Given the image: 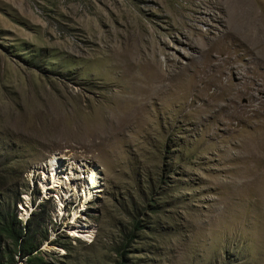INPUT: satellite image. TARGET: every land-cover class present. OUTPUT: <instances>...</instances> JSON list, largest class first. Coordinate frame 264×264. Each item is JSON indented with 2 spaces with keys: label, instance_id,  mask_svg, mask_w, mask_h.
<instances>
[{
  "label": "rangeland",
  "instance_id": "obj_1",
  "mask_svg": "<svg viewBox=\"0 0 264 264\" xmlns=\"http://www.w3.org/2000/svg\"><path fill=\"white\" fill-rule=\"evenodd\" d=\"M1 210L42 264H264V0H0Z\"/></svg>",
  "mask_w": 264,
  "mask_h": 264
},
{
  "label": "trees",
  "instance_id": "obj_2",
  "mask_svg": "<svg viewBox=\"0 0 264 264\" xmlns=\"http://www.w3.org/2000/svg\"><path fill=\"white\" fill-rule=\"evenodd\" d=\"M35 210L24 224L22 219H18L17 213L1 210L0 236L11 240L15 253L21 259L26 258L29 264H42L40 256L34 253L40 251L39 246L43 240H47L48 232L42 231L45 219H38L40 215ZM4 252L0 249V264H16L14 254L4 259Z\"/></svg>",
  "mask_w": 264,
  "mask_h": 264
},
{
  "label": "bare ground",
  "instance_id": "obj_3",
  "mask_svg": "<svg viewBox=\"0 0 264 264\" xmlns=\"http://www.w3.org/2000/svg\"><path fill=\"white\" fill-rule=\"evenodd\" d=\"M261 42V41H260ZM263 46V45H262ZM229 62V61H228ZM193 84H191V87H192V90L195 92V95H196V93H198L197 91H199L200 93L202 92V88H200V85H198L199 86V88H197V84L195 83V82H192ZM208 87V84H204L203 85V89H206ZM188 89H189V87H188ZM177 92V91H176ZM231 105V104H230ZM232 108V107H231ZM216 109H217V107H216ZM224 110H226V109H224ZM247 118V117H246ZM256 130H258L257 129V127H256ZM257 133V132H256ZM263 135V134H262ZM257 137V136H256ZM90 178H91V183L93 184V186H95L96 185V179H95V171L91 168V175H90ZM85 179H89V174H87V175H85ZM99 186H100V184L98 185V189H99ZM93 192L91 191V194H92ZM86 194V193H85Z\"/></svg>",
  "mask_w": 264,
  "mask_h": 264
}]
</instances>
